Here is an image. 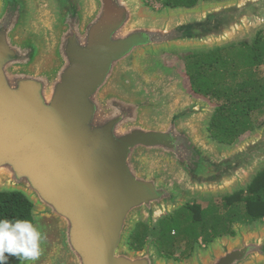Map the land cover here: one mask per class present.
I'll use <instances>...</instances> for the list:
<instances>
[{"label": "water", "instance_id": "1", "mask_svg": "<svg viewBox=\"0 0 264 264\" xmlns=\"http://www.w3.org/2000/svg\"><path fill=\"white\" fill-rule=\"evenodd\" d=\"M166 9L0 0V193L32 203L46 237L35 264H264L257 221L233 222L234 234L181 260L150 239L129 246L139 222L152 227L190 196L240 188L264 163V124L218 145L206 131L213 106L156 59L264 24V0Z\"/></svg>", "mask_w": 264, "mask_h": 264}, {"label": "trees", "instance_id": "2", "mask_svg": "<svg viewBox=\"0 0 264 264\" xmlns=\"http://www.w3.org/2000/svg\"><path fill=\"white\" fill-rule=\"evenodd\" d=\"M200 0H162L166 7H193ZM185 63L181 72L183 88L193 97L212 103L206 131L218 145L228 146L264 124L255 123L264 114V31L250 40H238L204 50L177 54ZM218 202L205 206L193 200L164 216L152 227L139 222L129 246L141 249L147 239L162 257L181 260L190 256L195 246H206L215 237L234 234L233 222L251 224L264 221V167L242 187L216 197ZM241 208L240 210L237 208ZM238 209V210H237ZM32 203L20 192L0 193V217L30 218ZM173 213V212H172ZM171 220L163 235L171 245L180 241L189 250L175 256V251L162 253L149 229L160 221ZM34 222V220H33ZM156 234V233H155ZM153 235V236H152ZM181 238H183L181 240ZM17 260L9 257V260Z\"/></svg>", "mask_w": 264, "mask_h": 264}, {"label": "rangeland", "instance_id": "3", "mask_svg": "<svg viewBox=\"0 0 264 264\" xmlns=\"http://www.w3.org/2000/svg\"><path fill=\"white\" fill-rule=\"evenodd\" d=\"M235 1H238V0H201L199 1L197 4H196V7H199V6H209V5H214V4H222V3H232V2H235ZM147 10H149L151 13H156V14H162V13H165L166 11H168L169 9H166V6H163L162 4V0H143ZM260 30H263L264 31V24H258V25H255L253 27H248L246 30H243L242 32H240L239 34L237 35H234L232 37H230L228 40H226L227 42H221L220 45H225V44H228V43H231V42H236L238 40H250L252 39L256 33ZM183 51H178V50H171L169 52L167 51H161L159 52L157 55H156V59H157V62L158 64H160L162 66V68H168L170 69L172 72L171 73H174L176 74L177 76L179 75L183 81V77L181 75V72L183 71V69L185 68V63L181 60L180 57H177V54H180L182 53ZM148 54H147V58H148ZM155 59V57H154ZM149 62V61H148ZM152 62V61H151ZM262 68H264V66H261L259 69L261 70ZM162 72H165L162 70ZM178 79H180L178 77ZM183 84V83H182ZM186 97V96H185ZM189 97V96H187ZM190 98V97H189ZM201 99V98H200ZM203 102H205L206 104L210 105V106H213L212 103L208 102V101H205L203 99H201ZM206 118V117H205ZM264 119V114L259 116L257 118V120L255 121V123H259L261 122L262 120ZM261 127L259 128H256L257 130H259ZM255 129V130H256ZM253 131L251 132V135L247 136V138H250L251 136H254L257 132L256 131ZM205 131V130H203ZM240 142V141H239ZM264 166V163L261 164L260 166H258L253 172H251L250 174H248L246 177H245V181L244 182H247L251 176L257 171V170H260L261 168H263ZM243 182V183H244ZM243 183H240V184H243ZM237 185L234 184L232 185L228 191H232L234 190ZM224 193V192H223ZM222 193H214V194H204L203 196H190L187 201L191 202L193 200L199 202L200 204H202L203 206L209 204V203H216L218 202V199H216L217 196L221 195ZM239 209V212L240 210H242L241 208H239V206L237 207ZM237 209V210H238ZM173 215L175 214V211L172 213ZM171 220H165V221H162V222H158L156 227L153 228V229H149L150 230V233L151 234H154L156 236H153L156 237L155 239L157 240H154L156 243H157V246L159 248L160 251H162V253H165L166 251H169V252H172V251H175V256H179V254L183 251V252H187L189 250V245H186L183 243V241H180L179 243H177L176 245H174V248H173V245H171L170 242L167 241V239L165 238V236L163 235V233L166 232L167 230V227L171 224ZM261 224L259 225L261 228H264V221L263 222H260ZM252 224V223H251ZM251 224H245L246 226L244 227H247V226H251ZM247 229V228H245ZM156 233V234H155ZM183 238H181L182 240ZM206 246H204L203 244L200 245V249L201 250H204Z\"/></svg>", "mask_w": 264, "mask_h": 264}, {"label": "clouds", "instance_id": "4", "mask_svg": "<svg viewBox=\"0 0 264 264\" xmlns=\"http://www.w3.org/2000/svg\"><path fill=\"white\" fill-rule=\"evenodd\" d=\"M45 235L30 218L0 217V264L15 257L20 264H35L40 259Z\"/></svg>", "mask_w": 264, "mask_h": 264}]
</instances>
